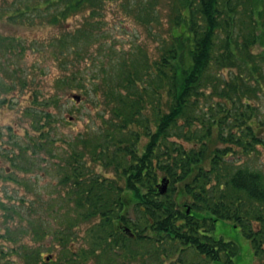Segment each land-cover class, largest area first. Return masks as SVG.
Instances as JSON below:
<instances>
[{
  "label": "trees",
  "instance_id": "trees-1",
  "mask_svg": "<svg viewBox=\"0 0 264 264\" xmlns=\"http://www.w3.org/2000/svg\"><path fill=\"white\" fill-rule=\"evenodd\" d=\"M115 1L32 0L14 17L45 19L62 31L57 40L66 48L96 38L105 5ZM136 7L138 19L152 17L150 1ZM174 11L171 34L153 60L138 50L100 81L103 65L89 74V67L61 66L64 76L54 83L74 85L84 95L88 76L95 105L101 102L108 117L99 138L79 140L54 164L63 204L75 216L53 235L55 260L25 252L23 264H87L92 257L112 264L139 256L150 264H234L237 245L211 235L217 221L237 227L254 260L264 264V173L238 163L264 148V125L252 101L264 94V0H176ZM77 16L85 20L82 28L67 30ZM35 96L36 143L9 157L16 169L26 170L27 160H16L24 151L35 155L52 142L54 118L46 107L56 97L37 102ZM89 163L111 175L94 173ZM3 209L9 217L16 213ZM78 223L85 226L83 245L74 248ZM137 243L144 244L141 254Z\"/></svg>",
  "mask_w": 264,
  "mask_h": 264
},
{
  "label": "rangeland",
  "instance_id": "rangeland-1",
  "mask_svg": "<svg viewBox=\"0 0 264 264\" xmlns=\"http://www.w3.org/2000/svg\"><path fill=\"white\" fill-rule=\"evenodd\" d=\"M138 1L108 2L102 11L96 38L80 41L77 46L68 43L66 48H61L57 39L62 31L48 26L45 19L34 16L32 21L26 20L31 18L30 13L14 17L16 8L22 9L32 0H0V264H23L20 253L25 252L32 256L39 253L42 258L50 255L55 260L59 247L53 235L75 216L72 207L63 204L56 185L58 176L54 164L65 158L70 147L79 140L99 138L103 132L102 118L107 119L108 113L101 102L95 105L98 102L92 91L95 85L87 81L88 76L82 79L86 89L84 95L74 85L60 87L54 81L64 76L65 62L73 63L78 69L89 67L86 74L90 70L98 73L99 66L103 65L104 70L98 75L100 81L103 75L112 72L116 62L138 50L149 60L155 59L161 40H167L171 34L176 0H145L152 3L153 10L152 17L144 20L137 17ZM8 10L13 16L10 20L6 18ZM84 21L82 16H77L67 23L66 29L78 30ZM8 41L12 47L10 51L5 48ZM259 51L257 47L255 52ZM76 52L78 57H75ZM262 67L264 75V63ZM33 93H36L37 102L56 97L46 107L54 118L49 135L52 142L48 141V151L33 155L28 149L21 158H14L20 165L27 160L26 170H21L11 166L8 159L17 157L26 145L31 147L37 137L31 117L32 111L38 108ZM72 94L79 95L81 100L74 102ZM252 101L258 109V119L264 125V94L258 93ZM238 163L241 167L264 173V148H258L257 153L241 158ZM89 167L98 175H111L98 165L89 163ZM6 206L14 207L16 213L9 217L3 209ZM78 227L74 248L83 245L81 236L85 226L78 223ZM39 229L44 234L37 233ZM211 235L237 245L234 264H258L249 241L234 225L217 221ZM142 245L137 243L134 247L139 254ZM107 261V257L99 260L92 257L87 264H109ZM112 264H150V260L141 256L130 261L117 257Z\"/></svg>",
  "mask_w": 264,
  "mask_h": 264
},
{
  "label": "water",
  "instance_id": "water-1",
  "mask_svg": "<svg viewBox=\"0 0 264 264\" xmlns=\"http://www.w3.org/2000/svg\"><path fill=\"white\" fill-rule=\"evenodd\" d=\"M71 99H72L74 102H76V103H78V102L81 100L80 96L77 95V94H72V95H71ZM166 189H167V182H164V180H162L161 183H160V187H159V192H160V194H164V193L166 192ZM188 213H189V208L187 207V208H186V214H188ZM125 231L128 232V229H125ZM48 259H49V257H45V260H46V261H47Z\"/></svg>",
  "mask_w": 264,
  "mask_h": 264
}]
</instances>
